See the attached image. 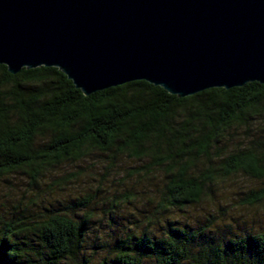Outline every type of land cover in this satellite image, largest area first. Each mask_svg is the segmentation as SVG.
I'll return each mask as SVG.
<instances>
[{
    "label": "trees",
    "instance_id": "16d2710c",
    "mask_svg": "<svg viewBox=\"0 0 264 264\" xmlns=\"http://www.w3.org/2000/svg\"><path fill=\"white\" fill-rule=\"evenodd\" d=\"M261 121L264 84L258 82L178 97L137 80L86 96L57 67L13 75L0 64V181L23 176L30 189L9 215L0 213V264H264L262 226L227 236L219 226L169 220L162 230L122 232L98 246L85 201L77 213L60 210L58 199L35 200L43 183L67 181L53 177L61 165L98 151L113 163L126 156L147 160V170L162 169L159 211H182L201 203L216 176L264 177V144L225 149L237 129ZM248 196L260 203L264 187ZM89 247H101V257L92 260Z\"/></svg>",
    "mask_w": 264,
    "mask_h": 264
},
{
    "label": "water",
    "instance_id": "95a60500",
    "mask_svg": "<svg viewBox=\"0 0 264 264\" xmlns=\"http://www.w3.org/2000/svg\"><path fill=\"white\" fill-rule=\"evenodd\" d=\"M0 64L57 67L86 96L264 84V0H0Z\"/></svg>",
    "mask_w": 264,
    "mask_h": 264
},
{
    "label": "rangeland",
    "instance_id": "374dc122",
    "mask_svg": "<svg viewBox=\"0 0 264 264\" xmlns=\"http://www.w3.org/2000/svg\"><path fill=\"white\" fill-rule=\"evenodd\" d=\"M228 140L225 149L244 148L252 141L264 144V122L261 121L256 128L237 129ZM200 165L205 168L207 163ZM215 166H219L218 160ZM142 167H148L147 160L122 156L113 163L109 155L93 152L81 161L61 165L53 177L67 181L53 187L49 186V182L43 183L35 193V200L44 204L58 199L61 203L55 205L60 210L74 209L77 213L83 208L77 204L85 201L84 204L91 207L93 214L89 227L93 238H99L97 244L102 242L101 239L109 240L122 232L162 230L169 220H177L195 228L208 224L212 228L219 226L218 230L227 236L264 227V200L251 204L248 196L251 190L264 187V177L255 178L243 172L228 178L216 176L200 204L182 211L170 209L162 213L158 205L165 173L162 169L147 170ZM28 182L23 176H17L11 182L0 181V213L9 215L12 206L24 199L23 195L30 191ZM100 249L96 248L94 252L89 247V257L92 260L100 258Z\"/></svg>",
    "mask_w": 264,
    "mask_h": 264
}]
</instances>
